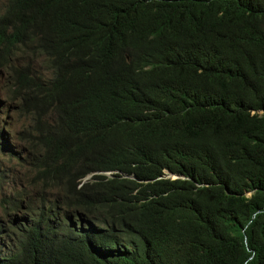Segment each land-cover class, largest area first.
<instances>
[{"label":"trees","instance_id":"trees-1","mask_svg":"<svg viewBox=\"0 0 264 264\" xmlns=\"http://www.w3.org/2000/svg\"><path fill=\"white\" fill-rule=\"evenodd\" d=\"M6 1L36 197L0 264H264V0Z\"/></svg>","mask_w":264,"mask_h":264},{"label":"rangeland","instance_id":"rangeland-1","mask_svg":"<svg viewBox=\"0 0 264 264\" xmlns=\"http://www.w3.org/2000/svg\"><path fill=\"white\" fill-rule=\"evenodd\" d=\"M6 3V0H0V13ZM25 63H31L35 69L49 75L48 72H45V64L42 59H35L28 50L22 51L14 59L12 58L14 65L20 66ZM13 88L11 69H0V143L3 146L0 148V218L4 220L9 219L7 214H13V216L24 214L23 211L10 210V208H7L8 212H6L2 201L5 196L18 197L22 201L29 196L31 199L36 197L35 189L31 184L33 173H30L26 162L23 164L10 153L13 151L27 157L28 141L26 138L29 137L31 130V116L22 111L21 95ZM166 173V176L174 177L170 172ZM26 192L30 193L29 196L24 195Z\"/></svg>","mask_w":264,"mask_h":264},{"label":"clouds","instance_id":"clouds-1","mask_svg":"<svg viewBox=\"0 0 264 264\" xmlns=\"http://www.w3.org/2000/svg\"><path fill=\"white\" fill-rule=\"evenodd\" d=\"M112 172H105L106 175L110 176ZM89 177V176H88Z\"/></svg>","mask_w":264,"mask_h":264},{"label":"water","instance_id":"water-1","mask_svg":"<svg viewBox=\"0 0 264 264\" xmlns=\"http://www.w3.org/2000/svg\"><path fill=\"white\" fill-rule=\"evenodd\" d=\"M174 176H175V178H176V177H179L178 175H174Z\"/></svg>","mask_w":264,"mask_h":264},{"label":"bare ground","instance_id":"bare-ground-1","mask_svg":"<svg viewBox=\"0 0 264 264\" xmlns=\"http://www.w3.org/2000/svg\"><path fill=\"white\" fill-rule=\"evenodd\" d=\"M100 174V173H99Z\"/></svg>","mask_w":264,"mask_h":264}]
</instances>
